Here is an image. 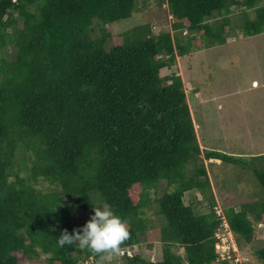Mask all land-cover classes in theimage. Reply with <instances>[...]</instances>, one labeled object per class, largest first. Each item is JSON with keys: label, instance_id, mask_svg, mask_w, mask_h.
<instances>
[{"label": "trees", "instance_id": "trees-1", "mask_svg": "<svg viewBox=\"0 0 264 264\" xmlns=\"http://www.w3.org/2000/svg\"><path fill=\"white\" fill-rule=\"evenodd\" d=\"M137 1L0 0V50L14 53L12 61L0 57V264L42 256L45 264H97L98 254L57 244L94 202L128 220L120 249L133 250L141 235L161 242L157 264H216L223 217L238 244H251L264 222V200L216 213L204 162L242 158L213 151L201 158L183 79L161 75L178 57L224 44L236 30L264 33V0H157L172 17L171 31L155 35L148 23L109 32L138 11ZM232 6L245 9L238 27ZM216 15L222 21L210 24ZM245 165L264 189V155ZM162 183L163 195L153 198ZM195 191L208 213L185 204ZM155 204L158 238L147 232ZM255 256L264 264V242ZM120 264L155 263L134 252Z\"/></svg>", "mask_w": 264, "mask_h": 264}, {"label": "rangeland", "instance_id": "rangeland-1", "mask_svg": "<svg viewBox=\"0 0 264 264\" xmlns=\"http://www.w3.org/2000/svg\"><path fill=\"white\" fill-rule=\"evenodd\" d=\"M137 4L138 11L131 18L108 25V31L116 35L148 23L155 35L171 31L172 21L167 6L159 7L157 0H138ZM244 10L232 6L230 17L234 26L238 27L243 22ZM248 14L253 15L252 10ZM221 21L222 18L216 15L209 23L218 24ZM225 38L224 44L197 48L185 57H178L173 67L161 71L162 76L176 74L183 79L197 138L203 151L201 158H205V151L242 158L234 164L218 163L215 159L204 162L217 202L216 211L220 214L229 208L239 211L242 204L264 200L263 187L252 169L245 165H248L252 156L264 155V33L247 37L241 30H236ZM197 42L201 44L200 39L194 43ZM6 50H0V57L12 61L14 53L4 52ZM233 119L237 121L234 126L223 125ZM22 175H25L24 172ZM39 188L45 191L49 189L47 183H41ZM164 191L165 183L159 184L157 195L153 194V198L161 197ZM94 200L98 201L96 198ZM184 202L188 206L194 205L196 214L209 212L199 192L187 193ZM100 205L103 204L94 202L91 212L78 211L75 214L77 229L89 219L93 206ZM149 218L147 232L154 233L155 238H158V228L163 221L157 214V204L152 206ZM263 242L264 222H261L255 227V238L251 244L242 241L238 244L237 241L238 252L229 264H261L255 252L262 247ZM162 249L161 242L150 244L146 235H141L139 244L133 250L136 254L140 253L147 262L157 264L162 261ZM173 249L184 255L183 248ZM92 259L79 264H91ZM123 259L118 252L104 264H120ZM20 260V264H45L44 256L40 260Z\"/></svg>", "mask_w": 264, "mask_h": 264}, {"label": "clouds", "instance_id": "clouds-1", "mask_svg": "<svg viewBox=\"0 0 264 264\" xmlns=\"http://www.w3.org/2000/svg\"><path fill=\"white\" fill-rule=\"evenodd\" d=\"M223 214L224 213L221 215ZM129 235L128 220L116 214L110 205L103 204L100 206H93L92 214L89 219L78 229L74 228L71 233L67 230L63 231L57 238V244L60 247L75 244V246L80 249L90 250L98 254L99 259L97 264H104L106 260L110 259L113 254L118 252L122 257H132L134 250L120 249V246L129 238ZM221 263L218 260L216 264Z\"/></svg>", "mask_w": 264, "mask_h": 264}, {"label": "built area", "instance_id": "built-area-1", "mask_svg": "<svg viewBox=\"0 0 264 264\" xmlns=\"http://www.w3.org/2000/svg\"><path fill=\"white\" fill-rule=\"evenodd\" d=\"M218 215H221L217 212ZM215 237L217 242L215 248L218 251V260L233 262L234 255L238 252L235 235L232 233L228 222L223 217V222L217 230Z\"/></svg>", "mask_w": 264, "mask_h": 264}, {"label": "crops", "instance_id": "crops-1", "mask_svg": "<svg viewBox=\"0 0 264 264\" xmlns=\"http://www.w3.org/2000/svg\"><path fill=\"white\" fill-rule=\"evenodd\" d=\"M197 93H199V92H197ZM199 94H200V95H199V96H200V98H203L202 94H201V93H199ZM236 123H237V121H234V119H233V121H232V122H226V123L224 122V124H223V125H225V124H226V125L234 126ZM226 125H225V126H226ZM199 128H201V127H199ZM263 154H264V152H263ZM211 160H212V159H211ZM215 161H216V162H218V163L220 162L219 160H215Z\"/></svg>", "mask_w": 264, "mask_h": 264}]
</instances>
